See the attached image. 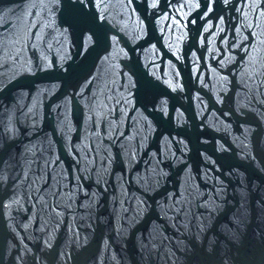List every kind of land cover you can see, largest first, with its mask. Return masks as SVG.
Masks as SVG:
<instances>
[{
    "label": "water",
    "instance_id": "water-1",
    "mask_svg": "<svg viewBox=\"0 0 264 264\" xmlns=\"http://www.w3.org/2000/svg\"><path fill=\"white\" fill-rule=\"evenodd\" d=\"M0 25V264H264V0Z\"/></svg>",
    "mask_w": 264,
    "mask_h": 264
},
{
    "label": "snow or ice",
    "instance_id": "snow-or-ice-1",
    "mask_svg": "<svg viewBox=\"0 0 264 264\" xmlns=\"http://www.w3.org/2000/svg\"><path fill=\"white\" fill-rule=\"evenodd\" d=\"M29 15H31V14L29 13ZM0 27H2V25H0Z\"/></svg>",
    "mask_w": 264,
    "mask_h": 264
}]
</instances>
